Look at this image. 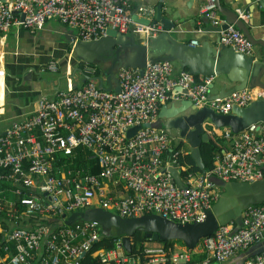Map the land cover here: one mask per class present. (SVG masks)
<instances>
[{
  "label": "built area",
  "instance_id": "built-area-1",
  "mask_svg": "<svg viewBox=\"0 0 264 264\" xmlns=\"http://www.w3.org/2000/svg\"><path fill=\"white\" fill-rule=\"evenodd\" d=\"M128 6L127 0H0V33L11 26L36 32L47 20L75 30L76 39L83 42L105 36L107 29L145 38L162 29L159 22H151L152 6L139 5L131 13ZM214 10V1L205 0L198 12L219 25L222 22L213 17ZM235 13L246 20L244 11ZM131 14L148 23L131 20ZM218 43L244 55L252 49L232 24L218 31ZM46 67L56 69L53 63ZM85 71L94 69L86 67ZM115 76L117 90L100 88L94 80L67 86L54 99L39 100L31 114L0 134V169L4 170L0 180L8 179L15 186V199L0 202V264H84L86 255L93 264H193L192 250L164 246L149 238L129 253L116 234L110 248L91 249L103 235L95 223L79 220L55 226L48 221L56 223L61 214L91 207L96 198L101 208L121 217L153 213L181 224L196 223L217 198L210 176L232 182L262 177L261 123H251L236 133L224 128L227 148L216 153L211 168L203 172H192L178 147H171L167 131L152 125L158 106L170 100H188L195 108L205 106L228 114L232 107H245L262 96L261 92L254 96L250 89L242 88L224 97H211L212 76L195 80L184 69L173 73L170 61L146 63L141 73L136 67H120ZM134 126L138 127L127 136ZM77 147L96 159L98 171L84 174L76 169L57 174L58 155L70 156ZM168 167L178 170L180 185L175 184ZM108 181L120 184L124 194L116 200L105 197L102 187ZM232 227V222L218 225L199 241L206 253L200 264H224L230 256L259 242L264 235V201L247 206L241 212L239 228L231 233ZM243 264H264V252Z\"/></svg>",
  "mask_w": 264,
  "mask_h": 264
},
{
  "label": "crops",
  "instance_id": "crops-1",
  "mask_svg": "<svg viewBox=\"0 0 264 264\" xmlns=\"http://www.w3.org/2000/svg\"><path fill=\"white\" fill-rule=\"evenodd\" d=\"M127 1L129 5L127 10L129 13L139 5L152 6L154 9L156 5L159 4L161 17L165 18L171 24L169 29H167L160 23L162 29L159 32H167L174 40L189 44L190 46H195L190 44L192 40H195L198 46H201V44L205 42L207 46L210 47V43L217 40L218 31L221 30L220 26L225 22L223 12L231 11L237 18L235 11L240 9L247 15L246 20L242 21L247 27L249 34L257 42L264 43V0H217L218 8H215L213 17L221 20L222 23L219 25H213L210 19L199 15V7L205 0ZM159 32H157V34ZM128 34L129 33L124 35L128 37ZM133 38L135 42L143 43L146 40L144 36L139 34H133ZM79 41L80 40L76 39L75 30L64 26L56 20L45 21L42 28L36 32H29L23 28L11 26L6 32L0 33V134L12 123L22 120L31 114L39 100L54 99L56 94L65 90L67 86L77 87L88 81L84 76H100L104 79V71L105 67L108 65V61H101L97 57L92 56L93 59H91V62H88L84 50H79L75 53L74 46ZM263 54V48L259 44H256L252 45L251 52L247 56L252 57L253 60L261 61L262 63ZM96 55L105 58L104 53H97ZM49 63H53L56 69H48L46 66ZM170 63L173 73H176L180 69L187 70L186 67H180L176 61H171ZM87 65L93 66L95 69L98 68V74L91 75L92 73L86 72L85 67H88ZM260 67L261 66H257V68ZM232 68L236 70L235 73L228 75L225 73L210 75L212 76V81L208 86L209 96L219 97L223 94L222 97H224L226 96L224 94L231 88L240 85L238 81L234 80L238 77L237 73L239 68ZM115 72L116 71L113 73V78L109 79L110 83L103 84L105 89L107 86L110 87V90L117 89ZM194 75H197L199 79L203 76H207L201 74ZM93 80L96 82L95 79ZM259 81L264 84V71ZM242 88L250 89L254 96H257L261 92L262 96L260 97H264L263 90L257 85L250 86L249 81H247L246 85ZM183 101V99L170 100L158 106L156 119L152 125L166 130L171 137V147H178L182 154L186 155L188 154V146L185 141L178 138L176 130L165 129L162 125L169 118L165 115L167 111L172 108L181 107L185 103ZM184 105L185 108L178 112V115L190 112V105ZM224 128L225 127L215 128L210 124H204V130L207 135H212L217 140L216 142L219 146L217 154H221V152L227 148V142L222 137ZM262 133H264V131ZM91 158L93 157L91 156ZM93 159L96 162V159ZM55 161H58L57 158ZM61 166L55 163L54 171H56V173L59 172L57 174L64 173V170L76 169L82 170L84 174L90 173L84 171L80 167L66 168V164H61ZM2 172H4V170ZM263 177L264 168L261 178ZM212 180L213 183L215 182V192L218 197L223 191L219 185L221 181L215 177H213ZM14 188L15 186L8 179L0 180L1 203H3L4 200H14ZM102 190L105 197H109L112 200H116L119 196L124 194V190L120 184H114L110 181L105 182ZM91 203V206H99L96 198L92 199ZM2 217L3 211H0V219ZM180 248L183 249L181 246ZM261 250H264V235L259 242L230 256L224 264H243L253 253L257 254L256 252ZM189 253L191 254L190 258L193 264H195L198 256L206 257V253H204L202 249H197L196 247ZM210 263L211 261H209V264Z\"/></svg>",
  "mask_w": 264,
  "mask_h": 264
},
{
  "label": "water",
  "instance_id": "water-1",
  "mask_svg": "<svg viewBox=\"0 0 264 264\" xmlns=\"http://www.w3.org/2000/svg\"><path fill=\"white\" fill-rule=\"evenodd\" d=\"M213 1L215 8H218V1ZM154 10L151 22H159L164 28L169 29L171 24L161 17L160 5H156ZM13 13L16 14V12ZM223 15L225 22L220 26L221 29L228 24H232L243 33L252 45L259 44L264 50V43H259L252 38L242 20L236 18L231 11L223 12ZM21 17L22 15H20ZM130 17L133 21L142 24L148 23L145 18H137L133 14ZM74 50L75 53L84 50L88 62H91L92 56L101 61H108L104 71V79L100 76H84L87 80L95 79L97 86L100 88H104V83H110L109 79L113 78L114 71L120 67H136L141 73L146 63L176 61L180 67H186L192 75H219L224 73L228 75L236 72L232 67H238V77L234 80L238 81L240 85L231 88L224 95L241 89L247 81H249L250 86L257 85L264 92V84L259 81L264 71V54L261 63V61L253 60L250 56L234 51L230 46L220 45L218 37L215 42L210 43V47L205 42L201 46H190L174 40L167 32L162 31L154 37H147L145 42L142 43L135 42L131 33L127 37L113 29H107L103 37L87 42H77ZM97 53H104L105 58L96 55ZM257 66L261 67L257 68ZM106 89L110 90V87L107 86ZM222 96L223 94L219 97ZM183 102L190 105V112L178 115V112L185 108L184 104L179 108H172L165 114L169 118L162 125L165 129L177 131L178 138L184 140L187 144L188 154L200 172H203V166L198 148L201 142L208 139L204 124H210L215 128L225 127L233 133L244 129L251 123H261L264 127V97L251 100L245 107H232L231 112L228 114L215 113L205 106L195 108L188 100ZM137 127L134 126L129 129L127 136H130ZM167 170L172 175L175 184L180 185L178 170L170 167ZM213 177H209L211 182H213ZM219 181H221L219 185L223 191L210 209L204 211L203 220L196 223L181 224L153 213L134 217H121L100 206L87 207L83 210L70 212L68 215L61 214L55 221L57 225H69L82 220L95 223L103 231L109 232V230H112L116 235H120L122 247L128 253L130 252L129 238L134 231L142 232L145 238L155 242L180 241L183 248L193 250L199 240L211 235L218 225L232 222L231 233L236 231L241 224V212L249 205L260 204L264 201V177L251 182L224 183L220 179ZM262 251L264 250L259 252Z\"/></svg>",
  "mask_w": 264,
  "mask_h": 264
},
{
  "label": "trees",
  "instance_id": "trees-1",
  "mask_svg": "<svg viewBox=\"0 0 264 264\" xmlns=\"http://www.w3.org/2000/svg\"><path fill=\"white\" fill-rule=\"evenodd\" d=\"M88 68L94 69V72H92L91 75H97L98 74V68L95 69L93 66L92 67L88 66ZM193 76H194L195 80L199 79L197 75H193ZM216 141L217 140L214 138V136L209 135L208 139L205 142H201L199 144L198 149H199V155H200L201 163L203 166V171L209 170L212 166L213 156L215 155V153H217L218 148H219ZM181 159L185 163L190 165V170H192V172H200L198 170V168L194 165L193 160L191 159L189 154L184 155L183 158H181ZM57 160L58 161L56 162V164L58 166H61V164H66V168L67 167L68 168L80 167L84 171L90 172V173H95L98 170L97 164H96L95 160L93 158H91L90 153L87 150H84V149L79 148V147L74 148V150L70 156L58 155ZM2 171L3 170L0 169V172H2ZM31 221H33V219L29 218V222H31ZM48 223H52L55 226H57V224L55 222L48 221ZM101 232L103 233V235H101V238L96 243L93 244L91 249H95L98 247H103L105 249H108L112 246L111 237L115 233L114 232L109 233V232H106L103 230H101ZM144 240H146V238L142 232L134 231L129 238L130 250L133 251L134 247L137 244H140ZM161 243L164 246H172L175 243L182 246L180 241H171L170 240V241H162ZM186 250L190 251V249H186ZM203 258H204L203 256H198L195 263L200 264V262L203 260ZM83 262H84V264H93V261L90 260L87 255L85 257H83Z\"/></svg>",
  "mask_w": 264,
  "mask_h": 264
},
{
  "label": "rangeland",
  "instance_id": "rangeland-1",
  "mask_svg": "<svg viewBox=\"0 0 264 264\" xmlns=\"http://www.w3.org/2000/svg\"><path fill=\"white\" fill-rule=\"evenodd\" d=\"M113 231L112 230H109V233H112ZM173 246H175V247H180L181 245H179V244H173ZM182 247V246H181ZM201 247H200V244L197 246V249H200Z\"/></svg>",
  "mask_w": 264,
  "mask_h": 264
},
{
  "label": "clouds",
  "instance_id": "clouds-1",
  "mask_svg": "<svg viewBox=\"0 0 264 264\" xmlns=\"http://www.w3.org/2000/svg\"><path fill=\"white\" fill-rule=\"evenodd\" d=\"M200 240H201V239H200ZM200 240H199V241H200ZM198 243H199V242H198ZM197 245H198V244H197ZM196 247H197V246H196Z\"/></svg>",
  "mask_w": 264,
  "mask_h": 264
}]
</instances>
